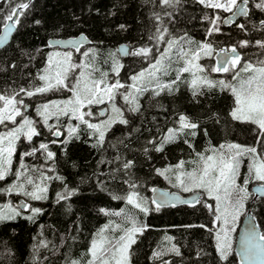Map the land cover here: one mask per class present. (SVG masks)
<instances>
[{
	"label": "trees",
	"instance_id": "1",
	"mask_svg": "<svg viewBox=\"0 0 264 264\" xmlns=\"http://www.w3.org/2000/svg\"><path fill=\"white\" fill-rule=\"evenodd\" d=\"M17 2L19 0H11V3L0 0V29L5 24L4 15L10 12L11 6ZM153 12L161 14L163 18L161 27L166 26L168 33L171 34L165 33V39L187 34L197 42L204 40L209 27L205 17L216 13L197 0H180V4L175 8L161 7L157 0H31L30 9L21 17V24L14 30L9 45L0 50V91L18 90L20 87L28 88L31 84L42 83L37 76L45 67L47 57L51 53L71 51L73 60L76 59L80 63L87 59L81 55V52L87 49L94 50L95 66L101 72L108 73V82L114 83L118 79L127 87L133 83L129 77L142 68H147L149 61L159 56V52L167 46L163 41L157 43L149 40L157 23L152 18ZM165 12L170 13L171 17L164 15ZM217 14L222 16L226 13L218 10ZM36 20H40L41 23L37 25ZM261 20H264V14L253 8L250 18L236 19L237 23L247 25V34L234 25H221L223 34L211 37L216 51L239 40L250 39L254 44L256 39H264V32L254 27L259 25ZM120 25H125V29H121ZM79 34H84L90 44L82 47L77 53L50 47L47 44L51 38H68ZM120 43H127L130 49L148 47L152 51L147 58L129 55L121 59L115 50ZM239 51L252 61L257 58L264 59L261 50L255 46ZM215 56L214 52L212 56L203 57L199 61L205 66L203 75L213 81L234 83L231 72L209 71L215 66ZM115 62L123 65L119 68L118 74L113 71ZM13 64L15 67L11 66ZM180 66L182 62H174L172 65L173 69ZM94 75L99 78L100 73ZM175 75V71H170L163 79L165 81L175 79ZM75 77L74 74L72 82ZM190 79V74L184 73L182 81L174 86L172 93L165 91L154 97L151 90L145 92L139 98L141 110L136 113L128 112L122 97L118 95L115 103L122 108L129 123L127 125L114 123L106 133V143L103 147L92 146L95 140L89 138L87 129L83 126L80 138L72 140L67 146L66 153L59 143H50L54 139H64L68 134L67 127L78 123L68 121L64 116L58 121L55 118L49 120V124L52 122L64 133L60 138L51 137L49 130H39L41 135L34 137L33 142L22 137L17 142V153L13 156V172L20 167L22 153L31 151L33 147L38 148L39 144L44 142L48 143L49 149L56 154L53 161L45 163L44 154L37 153L24 157L23 162L29 168L44 165L43 171L53 179L45 181L48 191L47 198L43 200H31L17 192L0 193V205H4L6 201L15 205L16 197L20 196L33 207L44 210L35 218V222L21 216L12 221L0 222V264H33V247L40 241L46 242L48 246L39 248L35 254L38 264H67L68 260L81 257L88 248L93 234L108 224L109 220L121 223L124 227L130 226L124 224L122 217L104 215L100 212L101 208L110 211L125 209L134 214L138 222L148 225L142 235L137 234L136 243L132 245V264H163L164 261L168 264H221L215 248L216 229L213 227L212 211L204 207L203 203L195 206L161 207L156 211L155 206L150 204V190L153 187L178 190L168 179L157 175L154 170L176 165L182 160L188 162L186 170H191V161L196 159L197 153L211 155L210 149H219L221 144L254 146L260 153H264V145L257 143L254 125L233 121L228 115L232 107V97L228 90L219 86L204 88L203 95L194 98L191 89L183 82ZM119 91L123 93L125 88ZM70 96L71 93L67 90L33 97H24L21 94L24 102L34 99V110L37 115L40 105L48 101L60 102ZM101 105L106 107L107 113V106ZM97 106L94 104L86 109L95 114L88 117L93 123H98V120L107 116L105 113L99 116ZM181 113L197 123L198 128L178 133L174 142L164 144L163 151H155L153 145H157L163 139L169 128H179L178 116ZM213 113L217 114L219 122L212 116ZM42 126L48 129L43 123ZM192 132L196 134L192 135ZM149 141L152 143L149 144ZM145 148L148 149L147 153L144 151ZM126 160L133 161L131 177L137 182L141 196L152 208L147 215L133 209L122 199L112 198V194L124 196L129 191L128 185L123 182L127 178L122 168ZM248 161V157H242L241 178L238 183H242V177L248 172ZM49 168L53 170L49 172ZM32 175L36 176L38 173L33 172ZM57 175L64 177L63 183L55 179ZM14 180L15 176L10 172L5 181H0V188H7ZM65 183L69 188L78 189V192L70 199L57 203V193L65 190ZM253 184L261 182L250 178L247 185L249 192ZM102 186L105 189L103 191ZM201 194L203 202L206 198L203 193ZM262 200L264 197L250 198L245 207L255 217L260 231L264 232ZM207 201L208 204H215L214 200ZM243 215L237 220L236 230ZM235 234L236 231L231 233L233 244ZM118 235L119 232L114 233V236ZM168 237L171 239H167ZM173 245L179 249V255L171 251ZM6 248L11 249L14 255L11 257L5 255ZM153 251H160L164 255L159 260L151 259ZM197 253L202 254L198 256ZM230 260L232 264H239L235 253Z\"/></svg>",
	"mask_w": 264,
	"mask_h": 264
},
{
	"label": "snow or ice",
	"instance_id": "2",
	"mask_svg": "<svg viewBox=\"0 0 264 264\" xmlns=\"http://www.w3.org/2000/svg\"><path fill=\"white\" fill-rule=\"evenodd\" d=\"M11 3V0H6ZM198 3L213 10L230 13L229 16L220 17L218 14L205 17L209 23L204 40L194 41L185 34L180 37H172L165 39V33L168 28L161 27L163 18L160 13L153 12L152 18L157 22L155 31L149 36L150 41L164 42L166 47L159 52V56L153 57L149 61L147 68H142L139 72L129 77L133 82L125 87L120 80L114 83L108 82V73L101 72L95 66L96 56L94 50L87 49L81 52V55L87 59L80 63L73 62L71 51L63 53H51L45 62V67L38 73L37 79L42 82L40 84H31L28 88L20 87L18 90L10 89L0 91V126H4L0 130V181H5L9 173H13L15 180L8 185L7 188H0V193L11 194L17 192L31 200L46 199L48 191L45 181L53 179L52 176L46 175L43 171L44 165L40 167L32 166L29 168L23 162L24 157L33 156L37 153H43L45 163L53 161L56 154L49 149V144L41 142L37 147H33L31 151L21 154V162L19 169L13 172V156L17 153V141L23 137L29 142H33V138L41 135L38 129V123H43L48 127L51 135L61 137L64 133L55 125H50L49 120L55 118L57 121L61 116L67 117L68 121H78L76 124H70L67 127V136L64 139H54L50 143H59L63 146L66 153L67 146L73 139H79L81 126L87 129L90 139L95 140L93 147H103L106 143V133L110 131L114 123L127 125L128 119L125 118L124 111L115 103L117 96H121L128 112L136 113L141 110L140 96L151 90L154 97L160 96L162 92L172 93L174 86L182 81L183 74L189 73L190 80H183L191 89L192 96L197 98L203 95L202 89L215 88L219 86L221 89L228 90L232 97V107L228 115L233 121L254 125V131L257 132V143L264 145V59L257 58L255 61L245 58L240 49L255 46L261 50L264 56V39L239 40L230 43L225 48L216 51L215 45L211 37L215 34H223L221 25L235 26L242 32L247 34L248 28L244 23H237V17H248L252 14V9L258 10L264 14V0H197ZM161 7L175 8L180 4V0H157ZM31 0L28 2L15 3L11 6L10 12L4 15V27L0 29V50H4L9 45V37L13 35L14 30L21 24V17L27 14L30 9ZM164 15L171 17L170 13L165 12ZM11 21V23H7ZM35 23L39 25L40 20ZM125 29V25L119 26ZM254 27L264 32V20ZM171 35L170 33H168ZM83 35V34H82ZM86 40L87 37H84ZM54 44L64 43L75 51L80 52L83 47V40L76 39L71 41H54ZM39 51V50H38ZM120 53L127 56L147 58L152 51L148 47L129 49L122 47L118 49ZM216 53V65L211 67V72L232 73V82L213 81L208 79L205 72V66L199 61L203 57H210ZM89 61H92L91 63ZM181 63L182 66L173 69V63ZM15 67V64L11 65ZM123 65L119 62L113 64V71L118 74L119 68ZM79 70L74 82L69 83L70 78ZM170 71H175V79L165 81L163 77L169 75ZM247 75L242 76L241 73ZM94 73H100L97 78ZM125 88L121 93L119 90ZM67 90L71 96L63 101H48L39 106L37 112L41 120L34 121L24 114L27 105L21 97L43 95L49 92H57ZM110 103L112 105L113 116L108 120L99 123L91 122L88 117L95 115L91 111H86L94 104ZM212 116L217 119L216 113ZM20 118L19 120L17 118ZM179 128H169L167 134L157 144L153 145L155 151H163L165 143L174 142L177 134L184 130H194L198 128V124L193 122L190 117L181 113L178 116ZM192 132V135H195ZM152 141H149L151 144ZM187 143V141H185ZM145 153L148 149H144ZM211 155L200 152L196 154V159L191 161V170H186V161H180L176 165L166 168L155 169L157 175L168 179L173 187H177L183 192L204 193L208 199L214 200L215 204H208L201 201L199 195L194 196L191 201L184 200L182 203L193 204L203 203L204 207L212 211L214 220L213 227L215 231V248L221 264H232L230 257H239V264H264V232L257 231V226L250 224L240 235L239 250L233 248L231 233L236 231V222L239 217L247 212L246 202L250 198H255L259 193L264 197V153L258 152L254 146H244L236 143L221 144L219 149H210ZM245 155L251 156L248 172L244 176L242 183H238L241 178L240 166L241 159ZM134 166L132 160H126L122 164L125 172L124 183L128 185L129 191L120 196L112 194L115 200H124L127 205H131L133 209L147 215L152 208L148 205V201L141 196L138 191L137 182L132 179L130 169ZM53 169L49 168L48 171ZM33 172L38 175H32ZM169 173L172 175L170 176ZM250 178L261 182L260 187L249 192L247 185ZM55 179L64 182V177L57 175ZM103 185V182H100ZM64 191L57 193L56 202L68 200L76 195L78 189L69 188L65 183ZM101 190H105L103 186ZM156 192V189H152ZM179 199L176 193L160 192L158 197L151 200L150 204L155 206V210L159 211L170 203ZM264 203V200H262ZM174 206V204H173ZM43 209L33 207L28 202H22L19 205H0V221L15 220L17 217L28 212L29 215L24 216L25 219L35 222V218L43 213ZM100 212L110 217H122L124 224L130 225L124 227L121 223L109 220L108 224L103 225L93 234L89 242L86 253L80 259H70L67 264H132V245L136 243L137 234H143L148 225L137 221L134 214L125 209L119 211H110L104 208ZM255 220V217H253ZM200 227H205L200 225ZM211 231V229H210ZM119 232L118 236H111V233ZM167 239H171L168 237ZM47 243L40 241L38 245L33 247V264H38L36 253L39 248L47 247ZM171 251L179 255V249L173 245ZM5 255L11 257L14 255L11 249H5ZM202 253H197L201 255ZM164 253L153 251L151 259L159 260ZM163 264H168L164 261Z\"/></svg>",
	"mask_w": 264,
	"mask_h": 264
},
{
	"label": "water",
	"instance_id": "3",
	"mask_svg": "<svg viewBox=\"0 0 264 264\" xmlns=\"http://www.w3.org/2000/svg\"><path fill=\"white\" fill-rule=\"evenodd\" d=\"M230 13L227 15L229 16ZM239 18V17H237ZM235 18V19H237ZM7 23H11V21H8ZM4 27V25L2 26V28ZM1 28V29H2ZM84 37H86L84 34H79L75 37H68V38H51L47 41V44L50 46V47H58L60 49H63V50H72L73 52L77 53V51H75V49L71 48L70 46H66L64 43H60V44H54L53 42L54 41H61V42H65V41H71V40H76V39H80V40H83V47L84 46H87L88 44H90V41L89 39L87 38L86 40L84 39ZM10 38L11 36L9 37V41H10ZM122 47H127L130 49V45H128L127 43H120L116 46L115 50H116V53L118 55L119 58L121 59H124L126 57H128L129 55L125 56L123 55L122 53H120L118 51V49L122 48ZM216 60H217V56H215V65H216ZM106 112V108H102L100 110H98V115L99 116H103V114ZM260 187V184H253L251 187H250V191H254L255 189L259 188ZM152 189H156L157 191L156 192H153ZM151 190H150V199L153 200L155 198L158 197L159 193L160 192H171V193H176L177 197L179 199H177L176 201H174L173 203H170L164 207H168V206H174L173 207H176V206H181V205H187V206H195L196 203H193V204H186V203H182L181 201H184V200H189L191 201L193 199L194 196H197L199 195L200 197V200L202 199V194L201 193H194V192H191V193H188V194H181L180 192L178 191H172V190H169L168 188H164V187H160V186H155L153 187ZM261 197L259 193L256 194V197ZM22 202H26L25 200L23 199H19V201L16 203V205H19L21 204ZM255 224L257 226V231H260L257 223L255 220H253V215L251 214V212L249 210H247V212L242 216L241 220H240V223L238 225V228L236 230V234H235V238H234V244H233V248L238 251L239 250V240H240V235L245 231V229L250 225V224ZM235 253V252H234ZM237 257V260H238V263H239V257Z\"/></svg>",
	"mask_w": 264,
	"mask_h": 264
},
{
	"label": "rangeland",
	"instance_id": "4",
	"mask_svg": "<svg viewBox=\"0 0 264 264\" xmlns=\"http://www.w3.org/2000/svg\"><path fill=\"white\" fill-rule=\"evenodd\" d=\"M213 10V9H212ZM213 11H216V13L214 14V15H216L217 14V11L218 10H213ZM226 13V12H225ZM229 13H226V14H224V15H222V16H220V17H226L227 15H228ZM73 62L74 63H78L79 61L78 60H76V59H74L73 60ZM200 63V62H199ZM201 64V63H200ZM77 74H79V72L77 71L76 73H75V75H77ZM74 75V74H73ZM241 75L242 76H245V75H247L246 73H241ZM231 76H232V73H231ZM73 77V76H72ZM70 78V80H69V83H72V81H73V78ZM228 82V81H227ZM234 83H236L235 81H233ZM106 106H107V113L105 112V115H107V116H104V117H102L100 120H98V123L100 122V121H105V120H108L109 119V117H111V116H113L114 114H113V112H112V106H109L110 104L109 103H104ZM98 106H100V107H98L97 108V111L98 110H100V109H102V108H106L104 105H101V104H98ZM19 118V117H18ZM3 128H0V130H2ZM18 142V141H17ZM226 145V144H225ZM245 157L247 158H249V161H248V166H249V163H250V161H251V157L249 156V155H245ZM244 178V176L242 177V179ZM176 189L178 190V191H182V190H180L179 188H177L176 187ZM183 192V191H182ZM185 193H191V192H185ZM204 194V193H203ZM24 196V195H23ZM204 196H205V201L207 202V203H209L207 200H208V197H207V195L206 194H204ZM20 198V197H19ZM22 199H23V197H21ZM7 204H9V201H6L5 202V204L4 205H7ZM12 205H14V204H12ZM15 206V205H14ZM27 215H29V213L27 212V213H23V215L21 216V217H24V216H27ZM9 221H12V220H9ZM0 222H6V221H0ZM238 222V221H237ZM236 222V223H237ZM111 236H114V233H111L110 234ZM86 251H87V249L86 250H84V252L81 254V257H78L77 259H80V258H82L83 257V255L86 253Z\"/></svg>",
	"mask_w": 264,
	"mask_h": 264
},
{
	"label": "flooded vegetation",
	"instance_id": "5",
	"mask_svg": "<svg viewBox=\"0 0 264 264\" xmlns=\"http://www.w3.org/2000/svg\"><path fill=\"white\" fill-rule=\"evenodd\" d=\"M32 99V98H31ZM29 102H24L26 105H27V108L26 110H23L24 111V114L27 115L28 117H30L31 119H33L34 121H37L39 122V116L37 115V113H35V105H34V99L31 100ZM33 107V108H32ZM100 107V106H97V108ZM97 108H96V111H97ZM98 112V111H97ZM18 120L20 118H17ZM50 125H53V123L51 122ZM38 129L39 130H49V129H45L43 126H42V123H38ZM0 128H4V126H0ZM50 133V131H49ZM50 136L53 137V138H57V137H54L53 135H51L50 133ZM60 138V137H59ZM20 196L16 197V200H15V205L16 203L19 201V199H22L21 197L19 198ZM27 202V201H26Z\"/></svg>",
	"mask_w": 264,
	"mask_h": 264
},
{
	"label": "bare ground",
	"instance_id": "6",
	"mask_svg": "<svg viewBox=\"0 0 264 264\" xmlns=\"http://www.w3.org/2000/svg\"><path fill=\"white\" fill-rule=\"evenodd\" d=\"M72 37V36H71ZM88 46V45H87ZM59 50V49H58ZM63 50V49H62ZM59 52V51H58ZM25 97V96H24ZM33 108V107H32ZM31 117V116H30ZM94 120V119H93ZM51 122V121H50ZM67 127V126H66ZM3 130V129H2ZM169 165V164H168ZM170 166V165H169ZM155 171V170H154ZM107 222V221H106Z\"/></svg>",
	"mask_w": 264,
	"mask_h": 264
}]
</instances>
